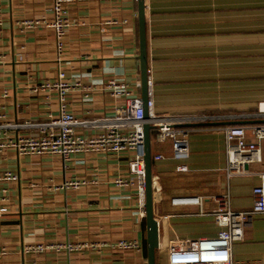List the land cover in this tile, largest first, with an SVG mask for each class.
I'll list each match as a JSON object with an SVG mask.
<instances>
[{"label":"crops","instance_id":"obj_1","mask_svg":"<svg viewBox=\"0 0 264 264\" xmlns=\"http://www.w3.org/2000/svg\"><path fill=\"white\" fill-rule=\"evenodd\" d=\"M145 3L156 111L225 118L191 134L188 172L176 171L170 142H151L153 179L160 187L154 192L160 228L157 264H168L170 240L218 235L220 228L210 215L217 207L213 197L229 193L237 212L254 206L264 161L250 164L246 175L228 178L222 128L262 122L235 116L254 114L264 104V0ZM51 18L52 0H0V178L17 176L15 181L0 179V264H148L146 215L137 186L116 185L120 177L131 178V152H88L66 163L58 155H20L8 145L35 135L28 125L58 114L57 91L42 87L57 80L59 71L82 85L68 95V108L78 120L112 117L126 105V98L106 90L110 80L128 84L133 97H142L137 0L72 4L62 53L53 28L22 26L25 20ZM111 20L117 23L105 24ZM77 133L97 135L93 129L78 128ZM247 139L253 140L250 133ZM262 150L264 154V142ZM158 154L165 159L155 160ZM72 181L84 184L65 186ZM184 196L205 197V213L197 206L171 204ZM132 239L140 250L109 247ZM67 244L81 248H52ZM38 245L46 250L26 252ZM232 262L264 264V215L255 216L244 238L234 242Z\"/></svg>","mask_w":264,"mask_h":264},{"label":"built area","instance_id":"obj_2","mask_svg":"<svg viewBox=\"0 0 264 264\" xmlns=\"http://www.w3.org/2000/svg\"><path fill=\"white\" fill-rule=\"evenodd\" d=\"M86 0H52V18L50 20H25L24 28H32L44 23L55 30L57 37L58 53L64 51L63 38L71 26L69 9L72 4ZM115 20L107 21L106 25L116 24ZM79 80L68 78L64 71H59L54 82H47L42 89L55 90L59 98V112L50 114L45 121L33 123L27 127L36 131L35 135L18 137L8 145L16 149L20 155L46 156L58 155L63 162H69L73 156L88 152H104L120 154L131 152L129 172L131 178L122 177L116 180L117 186L132 184L137 186L139 206L144 211L146 201V138L145 125L153 127L151 137L157 143H171L172 159L178 162L177 172H188L187 161L190 158V136L202 125L214 124L225 118L218 115L207 114H160L156 111L153 82L148 79V118H145V108L142 97H133V92L128 84L110 80L105 85L113 96L126 98V105L119 109L115 116L101 117L95 120H78L68 108V95L74 89L81 87ZM236 119H255L262 121L256 124L225 126L222 129L227 139L228 163L226 174L228 178L243 176L249 173L248 166L253 163H262L264 154V104H260L254 114L235 116ZM9 124L6 127H18ZM93 129L97 131L94 137H84L77 133V129ZM248 133L253 140H248ZM4 147V146H2ZM165 156L158 154L155 160L160 161ZM1 180L15 181L17 176L7 173ZM84 182L72 181L66 187L78 189ZM154 192H159L160 187L153 179ZM255 203L250 211L237 212L231 206L230 194L213 197L217 207L210 213L220 232L216 237H200L180 239L174 238L168 242V264H233L232 248L236 241L244 238V229L255 216L264 215V174L262 182L254 189ZM202 196L175 197L171 204L175 207L197 206L204 214ZM1 212H7L3 208ZM145 213V212H144ZM106 246V245H105ZM114 251L140 250L141 245L137 240H121L109 245ZM56 251L66 250L73 252L79 250L78 245H56ZM48 249V248H47ZM160 249V246H159ZM43 246L26 248V252H43Z\"/></svg>","mask_w":264,"mask_h":264},{"label":"water","instance_id":"obj_3","mask_svg":"<svg viewBox=\"0 0 264 264\" xmlns=\"http://www.w3.org/2000/svg\"><path fill=\"white\" fill-rule=\"evenodd\" d=\"M138 7V36H139V56L141 71V90L142 101L145 108V118H148V79H149V63H148V36L146 21V3L145 0H137ZM146 138V201L144 212L147 223V256L148 264H157V253L160 246V228L159 221L155 216L154 210V188H153V159L151 151V131L153 127L149 124L145 125Z\"/></svg>","mask_w":264,"mask_h":264},{"label":"rangeland","instance_id":"obj_4","mask_svg":"<svg viewBox=\"0 0 264 264\" xmlns=\"http://www.w3.org/2000/svg\"><path fill=\"white\" fill-rule=\"evenodd\" d=\"M152 143H154V144H155V139H153V140H152Z\"/></svg>","mask_w":264,"mask_h":264}]
</instances>
